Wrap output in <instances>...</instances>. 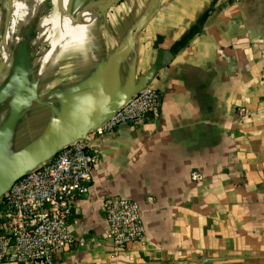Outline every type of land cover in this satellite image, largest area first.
<instances>
[{"label":"crops","instance_id":"1","mask_svg":"<svg viewBox=\"0 0 264 264\" xmlns=\"http://www.w3.org/2000/svg\"><path fill=\"white\" fill-rule=\"evenodd\" d=\"M14 1L23 41L0 73V199L60 147L99 152L57 263L107 260L105 202L120 197L142 214L136 264H264V0ZM145 87L161 94L157 120L93 136Z\"/></svg>","mask_w":264,"mask_h":264},{"label":"built area","instance_id":"2","mask_svg":"<svg viewBox=\"0 0 264 264\" xmlns=\"http://www.w3.org/2000/svg\"><path fill=\"white\" fill-rule=\"evenodd\" d=\"M161 99L159 91L145 87L97 125L93 136L100 139L120 126L140 127L157 120ZM235 114L243 120L245 105L236 107ZM98 162L96 146L75 140L7 188L0 199V264H58L73 245L69 220L76 202L88 194ZM190 179L199 182L202 177L192 172ZM146 201L152 203L153 197ZM105 221L109 252L102 264H136L137 246L145 239L138 203L120 197L108 199Z\"/></svg>","mask_w":264,"mask_h":264},{"label":"rangeland","instance_id":"3","mask_svg":"<svg viewBox=\"0 0 264 264\" xmlns=\"http://www.w3.org/2000/svg\"><path fill=\"white\" fill-rule=\"evenodd\" d=\"M17 8L20 7L16 5L14 0H3V2L0 1V66L2 67L7 66L12 57L16 55V50L14 48L17 42L19 40L23 41V38L17 37L16 33L19 13ZM12 27L13 32H11ZM4 52H6L8 55L7 65L3 64V59L5 57Z\"/></svg>","mask_w":264,"mask_h":264},{"label":"water","instance_id":"4","mask_svg":"<svg viewBox=\"0 0 264 264\" xmlns=\"http://www.w3.org/2000/svg\"><path fill=\"white\" fill-rule=\"evenodd\" d=\"M116 1H118V0H109L108 2L109 3H113V2H116ZM187 39V37L185 38V40ZM158 54H159V56H161L162 54H163V51L162 50H159L158 51ZM158 66H159V63H158ZM1 70H2V66H0V73H1ZM59 149V148H58ZM57 149V150H58Z\"/></svg>","mask_w":264,"mask_h":264}]
</instances>
